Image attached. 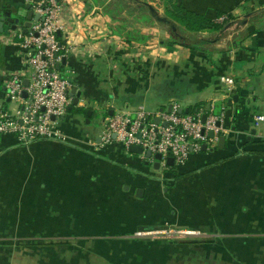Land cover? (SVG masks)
<instances>
[{"label": "crops", "instance_id": "1", "mask_svg": "<svg viewBox=\"0 0 264 264\" xmlns=\"http://www.w3.org/2000/svg\"><path fill=\"white\" fill-rule=\"evenodd\" d=\"M59 1L69 12L59 39L75 45L59 71L81 96L57 124L64 143L0 136V264H264V122L253 120L264 116V0ZM172 1L222 29L188 30ZM27 4L0 0L14 15ZM174 28L202 49L172 43ZM2 34L0 91L22 68ZM172 103L183 113L212 103L223 133L158 169L101 142L114 110Z\"/></svg>", "mask_w": 264, "mask_h": 264}, {"label": "built area", "instance_id": "2", "mask_svg": "<svg viewBox=\"0 0 264 264\" xmlns=\"http://www.w3.org/2000/svg\"><path fill=\"white\" fill-rule=\"evenodd\" d=\"M26 2L38 19L31 20L25 30H9L1 38L3 43L19 48L22 68L8 76L0 91V136H13L19 144L40 140L64 143L66 137L57 124L68 113L74 95L72 81L60 74L59 66L68 53L75 51V45L61 43L59 35L65 30L69 12L59 0ZM220 80L232 83L226 77ZM213 109L210 103L183 113L172 103L154 111L114 110L104 119L99 138L105 145L120 144L126 150L139 147L143 156L146 152L151 157L158 154L164 167L167 158L181 165L190 151L199 152L203 144L216 142L223 133ZM253 120L257 127L264 116L256 115ZM181 237L183 233L175 231L163 235L167 240Z\"/></svg>", "mask_w": 264, "mask_h": 264}, {"label": "trees", "instance_id": "3", "mask_svg": "<svg viewBox=\"0 0 264 264\" xmlns=\"http://www.w3.org/2000/svg\"><path fill=\"white\" fill-rule=\"evenodd\" d=\"M167 9L169 15L174 18L178 24L188 28V30L219 31L222 29L221 23L212 22L194 12L183 10L182 8L177 7L174 1H172L170 8ZM258 18L264 20V13L260 14ZM240 41L241 40H236L235 46L239 45ZM172 43L184 46L190 49L191 52H195L196 49H202L200 45L203 43V41L196 40L194 37L188 36L185 33L179 34L174 28L172 31Z\"/></svg>", "mask_w": 264, "mask_h": 264}, {"label": "water", "instance_id": "4", "mask_svg": "<svg viewBox=\"0 0 264 264\" xmlns=\"http://www.w3.org/2000/svg\"><path fill=\"white\" fill-rule=\"evenodd\" d=\"M29 10H30V5L27 4L24 7L19 8L17 10V12H15V15H14L10 10H5V7H2L0 5V34H2L7 28L11 29V30L16 29L20 20H24V23H23L24 30H25V28H28L30 23H31V20L36 21L38 19V16H36V15L33 16L32 12L29 11ZM263 12H264V9H260V10L256 11V13H263ZM26 84H27V81L25 80L24 81V85H26ZM71 95H74V97H73L72 104L69 107V110L72 107H75L77 105L78 99L81 96L80 92L76 90V87L72 88ZM23 96L25 97V93H23ZM179 112H182V110L180 109ZM184 113H187V110H184ZM209 136L212 137V134H209ZM222 141H223V138L221 137L219 139V144L222 143ZM129 150L132 153H136L138 155H142V150L139 147H130ZM201 150H203V151L206 150V145L205 144L202 145ZM144 157L146 159H150L151 158V154L149 152H146L144 154ZM153 157L155 159V166L158 169L159 161L161 160V156L156 154ZM166 163L169 166H172L173 165L172 158H168L166 160Z\"/></svg>", "mask_w": 264, "mask_h": 264}, {"label": "rangeland", "instance_id": "5", "mask_svg": "<svg viewBox=\"0 0 264 264\" xmlns=\"http://www.w3.org/2000/svg\"><path fill=\"white\" fill-rule=\"evenodd\" d=\"M259 20H261V18H259L257 21H259ZM263 21V20H262ZM264 23V22H263ZM263 23H262V25H263ZM236 26H238V27H240V25H239V22L238 23H236ZM244 33V32H243ZM94 119H97V120H95L94 121V124L97 126L98 124H99V120H98V118L97 117H95ZM162 170H164L163 168H160V170L158 171V172H161Z\"/></svg>", "mask_w": 264, "mask_h": 264}]
</instances>
